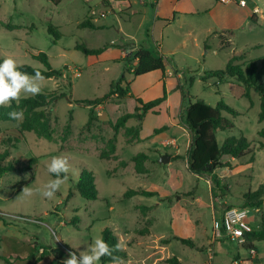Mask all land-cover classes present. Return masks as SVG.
I'll use <instances>...</instances> for the list:
<instances>
[{"label":"rangeland","instance_id":"374dc122","mask_svg":"<svg viewBox=\"0 0 264 264\" xmlns=\"http://www.w3.org/2000/svg\"><path fill=\"white\" fill-rule=\"evenodd\" d=\"M96 1L62 0L54 5L49 0H0V60L12 57L20 66L43 70L44 64L36 58L43 53L50 66L61 71L62 77L45 79L41 93L68 94L64 82L71 83L70 100L62 98L46 108L51 119L50 141L33 132L20 135L17 129L21 121H0V155H6L0 165H6L13 158L16 167H23L36 159L26 171L15 170L0 177V264H31L34 259L28 255L34 253L38 257L42 252L39 247L47 249V255L36 264H50L54 252L60 256H67L70 251L79 255L95 239L101 238L104 228L118 236L121 251L126 254L124 264L246 261L249 251L244 247L227 240L212 241V220L220 217L223 206L242 207L244 194L264 183V140L258 136V132L264 130V121L258 120L260 97L255 90H250L249 98L240 96L243 86L235 79L228 78L219 85L214 78L203 82L201 77L204 72L223 70L233 54L240 55L234 64L264 56V0H245V6H240L238 1L227 4L205 0L201 5L198 0H190L198 3L200 11L176 14L175 19L166 24L155 22L153 4L144 11L140 0H130L139 3L134 6L141 9L142 15L132 14L130 22H123L125 42L134 35L143 49L158 52L166 63L169 77L159 71L136 78L126 75L127 80L132 81L133 96L124 99L113 96L101 105L90 107L77 102L102 97L124 69L119 60L90 61L75 49L76 44L96 49L103 48L111 39L121 40L113 15L106 20L107 29L79 26L89 21L88 6ZM108 4L109 0H101L97 6ZM115 13L122 16L128 12L121 9ZM7 26L14 29H6ZM49 26L59 39L48 32ZM224 34L226 36H221ZM221 38L224 40L220 41ZM227 39L230 44L222 48ZM162 82L169 96V111L176 114L180 124H184L188 101L202 100L214 106L221 97L237 110L240 113L237 117L223 114L233 122L234 128L218 132L217 142L221 146L227 137L243 136L250 145L249 154L240 160L221 159L223 166L214 175L198 178L187 174L183 179L177 177L170 181L165 171L169 163L159 162L167 151L150 149L153 147L151 139L156 135L147 137L154 128L165 124L167 111L161 107L158 114H149L143 119L144 123L129 120L127 127L132 130L125 133L120 129L115 153L106 160L101 159V153L109 154L113 123L134 111L135 98L147 102L161 97ZM28 97L32 96L21 99ZM90 112L93 117L88 123ZM138 122L142 123L143 139L137 144H128L134 138ZM161 133L180 136L178 143L188 153L190 134L189 137L183 135L179 128ZM16 139L19 143H14ZM140 152L150 156L143 163L146 168L143 174L136 173L131 160ZM60 155L69 158L70 170L54 199L48 200L35 194V190L55 178L48 173L47 166L52 157ZM250 158L254 161L248 164ZM83 172L93 174L96 200L84 199L76 188ZM212 179L218 180L219 186H215ZM181 183L184 186L175 188ZM24 187L32 188L34 194L21 195ZM129 189H154L160 195L125 198L124 193ZM141 207L150 210L142 211ZM251 217L256 224H261L264 206ZM74 218L76 225L70 223ZM175 237L191 239L194 247L182 245ZM13 238L23 242L15 245ZM209 248L213 251L212 260ZM255 252L257 258L245 264H264V241L255 243Z\"/></svg>","mask_w":264,"mask_h":264},{"label":"trees","instance_id":"16d2710c","mask_svg":"<svg viewBox=\"0 0 264 264\" xmlns=\"http://www.w3.org/2000/svg\"><path fill=\"white\" fill-rule=\"evenodd\" d=\"M49 1L54 5H58L62 0ZM161 20L167 21L163 19ZM251 21L255 23L254 20L251 19ZM79 26L86 27L91 30L95 29V26L88 20L82 22ZM6 29H14V27L7 26ZM48 32L59 39L57 34L52 32L50 26L48 28ZM231 35L232 33L230 36ZM222 40L223 38H221L220 41ZM223 42H225V45L221 46L222 48H227L230 44L229 41ZM109 47L110 45H105L103 48L89 49L83 44L75 45V49L80 51L85 56H98ZM120 48L129 51V54L122 59L123 61H121L123 62L124 69L118 80L110 84L108 92L102 97L95 98L93 100H82L77 103L93 107L96 105H101L103 101L113 96L117 99H124L127 96H132L131 82L127 80V74H130L136 78L154 71L164 72L166 63L158 52L145 50L142 47L137 50H133L132 45L129 44H124ZM239 56L240 55L233 54L223 70L204 72L201 80L205 82L208 79L214 78L217 80L218 84L221 85L228 78L235 79L242 84L243 88L241 96L245 98H249L250 90H255L260 97V113L258 120L264 121V56L256 61H246L244 64H234L235 61H238ZM36 58L44 64L45 69L41 70L33 69L28 66H20L19 70L30 75H34L36 71H39L42 73L45 79H59L62 77L61 71L55 70L50 66L48 58L45 54L39 53ZM135 61L136 63L134 64ZM0 62H2V60H0ZM132 65H134V67H132ZM64 86L68 91V94L61 93L59 95H54L49 93H41L36 96L20 99L18 103L13 101L8 107H0V121L15 122L9 118L8 113L13 110H22L24 112V118L18 124V133L23 136L25 132H33L38 137L50 141L52 136L50 123L51 119L49 110L46 108L51 107L62 98H67L70 100L71 83L64 82ZM216 94L220 95L219 92ZM181 97L184 99V94L182 92ZM165 100L166 91L164 87L162 96L154 100L144 102L140 98H135L136 106L134 111L132 113H127L118 117L113 123L112 129L114 131V136L108 141L109 154L101 153L100 158L106 160L108 155H113L115 153L117 142L116 135L118 134L119 130L123 128L125 133L132 130V127H127V122L129 120L136 119L141 121L146 113L159 106ZM224 113L232 117H237L240 115L237 110L223 101L221 97L214 106H210L202 100H196L193 103H189L185 109V124L191 137L187 163L189 171L197 176L214 175L216 170L223 166L221 163V159L223 158L240 160L249 154L248 150L250 145L243 136L238 138L227 137L223 140L221 146L218 145L216 138L217 132L228 131L234 128L233 122L225 118L223 116ZM92 117L93 114L90 112L88 123H90ZM140 129L141 125L138 122L137 128L134 129V138L129 140L127 142L128 144H137L140 142ZM161 129L155 130V133H158ZM258 136L260 139L264 140V130H260L258 132ZM63 141H65V137L63 138ZM14 143H19V139H16ZM5 156L6 155H0V162L2 160L1 158H4ZM146 159L147 154L143 152H140L131 158V160L135 163V170L137 174H143L146 172V168L143 164ZM253 161V158H250L247 163L251 164ZM35 162L36 159L34 158L30 160V163L27 166L16 167L17 164L15 163V159L12 158L11 162H8L6 165H0V177L15 170L26 171L30 168L31 164ZM212 182L215 186H219L218 180L212 179ZM76 188L80 192L81 196L88 201L96 200L98 198L97 190L94 184V177L90 172H83L81 174ZM137 195L154 197L157 195V193L133 189H129L124 193L125 198H131ZM69 196H71V193ZM243 200V205L240 208H259L261 210L264 206V183H262L257 190L246 192L243 196ZM141 210L148 211L150 208L141 207ZM70 223L76 225L77 219L74 218ZM101 238H103L110 247L116 245L117 241L119 240L118 236L109 228H104L102 230ZM175 240L180 242L182 245H186L191 248L194 247L192 240L189 238L175 237ZM261 241H264V217L261 219L260 227L250 234L248 242L242 247L247 250L255 249V243ZM39 249H41L42 252L38 257H35L34 253L28 255V258L34 259L31 264L40 262L43 257L47 255V249L41 247H39ZM34 251H38L36 246ZM113 255L118 256L123 260L126 259L125 252L121 250L114 251ZM67 258L68 255L60 256L54 252V258L51 260L50 264H62L63 260ZM100 264H111V258L107 256L103 257L100 261Z\"/></svg>","mask_w":264,"mask_h":264},{"label":"crops","instance_id":"0c3cea01","mask_svg":"<svg viewBox=\"0 0 264 264\" xmlns=\"http://www.w3.org/2000/svg\"><path fill=\"white\" fill-rule=\"evenodd\" d=\"M198 1L201 3V5L205 3V0H198ZM100 2H101V0H97L93 6H88L89 10H88L87 14H88L89 21L95 26V29H92V30L107 29L106 20H107L109 15H113L115 17V20H116L117 26H118L117 32L119 34H121V40L111 39L108 42H105L106 44L110 45L109 48H107L103 53H101L98 56H88V57H89L90 61L104 60V62H105L108 60L109 61L119 60L121 62V60L124 57H126V55L129 54V51H126L120 47H122L124 44L132 45L133 50H137L141 47L139 44V40L136 37H134V35H131L129 38V41L125 42L126 39L123 36L126 35V33H125V28L123 26V22H125V21L130 22L132 20V17H131L132 14L133 15H138V14L142 15V11H141V9L135 8V6H134V5L137 6V4L139 5L138 2H131L130 0H109V4L107 6H103V5L97 6L98 3L100 4ZM139 2L142 3L141 5L144 4V11H145L147 6L151 7V4H153V8H151V9L154 11L153 16H154V20L156 23L166 24V23L172 22L175 19L176 14H179V13H198L200 11L198 3L197 2L192 3V2H190V0H150L149 2H146L145 0H140ZM121 9L127 10L128 13L124 14L122 16L117 15L115 13V10L119 11ZM255 10L256 9L252 10V12H255ZM161 19L167 20V21H162ZM258 20H259V18L257 17V21ZM139 24L142 25V21H140ZM221 36H226V34L221 35ZM224 38H223V40H224ZM227 41H229V39H227ZM229 43H230V41H229ZM106 54H111V56H107ZM135 63H136V61L134 62V64ZM154 72H151V73H154ZM159 72H161V71H159ZM165 73H166V76H168V69L166 70V67H165V71L162 73L163 76H165ZM148 74H145V75H148ZM127 75H130V74H127ZM158 81L160 83L161 80L158 79ZM164 85H165V82H162V87H164ZM132 92L133 91H132V81H131V93ZM162 94H163V91H162ZM132 96H133V93H132ZM189 103H192V102L188 101V104ZM169 106H170L169 96H166V100L164 102H162L159 106L150 110L142 118V121L144 123L143 119H145L149 114H156V113L158 114L157 110H159L161 107L166 108L167 116H166V120L164 122L165 124H162V126H159L157 128H154L152 130V132L151 131L149 132V134L151 133L150 136H147L148 138L149 137L151 138V137L156 135L154 138L151 139V144L153 145V147L150 149H152L153 151H157L159 149H163V150L165 149L164 151H167V152H164L163 155H168L170 157V162L167 165V167L165 168V171L168 173L167 175L169 176L170 181L177 180V177H181L183 179V177L187 174H191L194 177H198L197 175H195L189 171L188 163H187L188 153H187L186 149H182L178 143L180 136L172 137V136H169L168 133H161L162 131L167 130V129L179 128L180 130H182L183 135L185 134V135H187V137H189V131L187 129L185 121H184V124H180L179 121L176 120V114L171 113L169 111ZM141 127H142V123H141ZM159 129H161V130L158 133H155V130H159ZM139 138H140V141H142L143 137L141 135V129L139 132ZM147 156H149V155L147 154ZM149 158H150V156H149ZM205 182H206V184H209L207 180ZM182 184L183 183H181L177 186L175 185V188L184 186V184L183 185ZM146 191L152 192L151 190H146ZM153 192H155V190ZM156 193L160 195V192L156 191ZM12 241L16 242V244L14 243L15 245H20L23 242L22 240H19L18 238H13ZM212 259H213V257H212ZM231 261L229 262V264L231 263Z\"/></svg>","mask_w":264,"mask_h":264},{"label":"clouds","instance_id":"9594fccd","mask_svg":"<svg viewBox=\"0 0 264 264\" xmlns=\"http://www.w3.org/2000/svg\"><path fill=\"white\" fill-rule=\"evenodd\" d=\"M20 65L12 57H5L0 62V107H8L13 101L17 103L22 96H36L41 94L43 81L45 77L41 72L36 71L34 75L23 72ZM11 120L20 122L24 118L22 110H13L8 113ZM70 170L69 158L66 155L52 157L47 166L48 173L55 178L50 179L41 188L35 190V194L48 200L54 199L56 193L67 180V174ZM34 190L30 187H24L21 195L25 197L32 196ZM122 245L117 241L114 246L109 244L103 238H97L91 246L83 251L69 252L68 258L63 260L62 264H99L105 256L111 258V264H124L122 258L114 256V251L121 250Z\"/></svg>","mask_w":264,"mask_h":264},{"label":"built area","instance_id":"2783aa9c","mask_svg":"<svg viewBox=\"0 0 264 264\" xmlns=\"http://www.w3.org/2000/svg\"><path fill=\"white\" fill-rule=\"evenodd\" d=\"M222 3L237 2L240 6H245V0H219ZM260 212L259 208H240L235 206L225 207L221 211L219 218L212 220V241L217 242L227 240L238 246H243L248 242V238L252 232L260 227V223L256 224L252 219V213L257 215ZM249 258L246 261L232 260L230 264H245L251 263L257 258L255 249H250ZM209 258L212 260L213 251L208 249Z\"/></svg>","mask_w":264,"mask_h":264},{"label":"water","instance_id":"95a60500","mask_svg":"<svg viewBox=\"0 0 264 264\" xmlns=\"http://www.w3.org/2000/svg\"><path fill=\"white\" fill-rule=\"evenodd\" d=\"M159 162H160L161 164L169 163V162H170V157H169L168 155H163V156L160 158ZM224 208H225V206L222 207V209H224Z\"/></svg>","mask_w":264,"mask_h":264}]
</instances>
